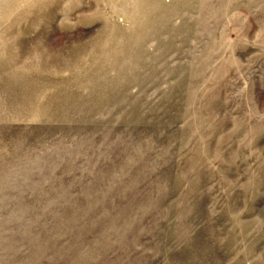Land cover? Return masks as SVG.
I'll return each instance as SVG.
<instances>
[{"label":"rangeland","instance_id":"374dc122","mask_svg":"<svg viewBox=\"0 0 264 264\" xmlns=\"http://www.w3.org/2000/svg\"><path fill=\"white\" fill-rule=\"evenodd\" d=\"M0 264H264V0H0Z\"/></svg>","mask_w":264,"mask_h":264}]
</instances>
